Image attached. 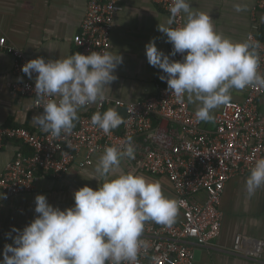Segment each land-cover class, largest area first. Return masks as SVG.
I'll list each match as a JSON object with an SVG mask.
<instances>
[{"label": "clouds", "instance_id": "9594fccd", "mask_svg": "<svg viewBox=\"0 0 264 264\" xmlns=\"http://www.w3.org/2000/svg\"><path fill=\"white\" fill-rule=\"evenodd\" d=\"M235 8L244 10L240 4ZM169 12V26L159 24L158 30L166 34L172 52L165 54L152 39L145 45L147 61L162 70L160 79L177 100L186 96L189 102H198V121L213 120V110L231 101L232 89L264 87L258 42H236L217 32L209 13L193 11L191 0H172ZM181 14L186 15L185 23L171 27ZM177 53L182 60L170 59ZM122 63L123 56L111 51L30 59L22 65L23 73L29 78L36 73L35 95L50 98L33 120L54 137L70 134L79 111L105 99V88L117 79L115 70ZM123 122L114 108L91 116L92 125L105 134ZM125 158H135L131 137L105 148L95 168L104 182L96 189L85 185L75 190L71 207L62 210L38 194L37 215L23 230L14 227V237L8 234L13 243L5 245L0 264H138L139 254L148 247L145 224L172 225L179 203L164 195L160 181L119 171ZM245 186L250 195L264 186V158L255 161Z\"/></svg>", "mask_w": 264, "mask_h": 264}, {"label": "built area", "instance_id": "2783aa9c", "mask_svg": "<svg viewBox=\"0 0 264 264\" xmlns=\"http://www.w3.org/2000/svg\"><path fill=\"white\" fill-rule=\"evenodd\" d=\"M155 1L170 14L172 0ZM120 10V0H88L81 29L73 37L77 52L87 55L91 51H110L113 22ZM255 10L264 12V0L256 1ZM183 23L181 14L173 27ZM248 38L260 45L259 71L264 74V25L260 33H250ZM0 50L14 57V73L20 79L13 84V90L31 97L34 105L43 109V103L50 98L35 95L36 73L31 78L23 73L22 65L29 61L25 52L5 37H0ZM176 57L183 59L179 53ZM243 90V101L231 100L209 122L198 121L187 97L177 100L166 84L158 93L134 102L105 94L104 100L84 108L70 134L62 133L60 137L23 126L0 127V149L7 140L15 139L29 150L18 149L7 163L0 176V193L9 198L32 192L38 172L45 170L54 179L62 178L74 164L91 166L95 153L131 137L135 158H125L130 171L167 176L181 211L170 226L145 224L143 238L148 247L139 254L138 264H196L195 245L209 247L220 236V204L227 182L234 176L250 175L255 161L264 158V87ZM107 106L126 109L124 122L109 134L93 126V114L87 113L91 108L102 111ZM208 123L213 127H207ZM229 252L262 262L264 239L238 234Z\"/></svg>", "mask_w": 264, "mask_h": 264}, {"label": "crops", "instance_id": "0c3cea01", "mask_svg": "<svg viewBox=\"0 0 264 264\" xmlns=\"http://www.w3.org/2000/svg\"><path fill=\"white\" fill-rule=\"evenodd\" d=\"M256 1L191 0V6L193 11L209 13L217 32L233 41L243 42L250 41V33H260L264 25V12L255 10ZM120 3L122 10L114 18L110 51L121 54L123 63L115 70L117 79L105 88V94L134 102L146 95L158 93L167 84L160 79L162 70L148 63L145 45L155 39L157 47L165 54L172 52V44L167 42L166 34L158 30L159 24L169 26L166 22L170 14L155 0H120ZM237 4L244 10L237 12ZM87 8L88 0H0V37L20 47L29 60L37 57H43L46 61L63 59L77 53L73 37L81 29ZM170 59L178 60L176 55H170ZM19 79L14 73V57L0 50V127L23 126L33 132L43 133L44 130L33 120L34 116L43 113V109L37 108L31 97L21 96L13 90V84ZM244 99V90H231V100ZM263 103L264 99H261ZM189 105L193 110L199 107L198 102H189ZM222 106L214 109L212 115L219 112ZM109 108L116 109L121 116L126 114V109L118 106H107L103 112ZM82 111L84 109L79 113ZM207 127L212 128L213 124L208 123ZM25 148L19 140L5 142L0 149V176L16 151H25ZM103 153L94 154L91 166L81 168L79 164H74L59 179H54L48 171L42 170L37 173L32 192L17 194L2 201L0 261L3 260L5 245L13 243L8 235H16L12 229L23 230L37 215L35 197L38 194H44L50 204L63 210L74 205L75 190L85 185L96 189L99 183L104 182L105 177L95 172ZM119 171H130L126 159L121 161ZM137 174L160 181L164 195L177 200L167 176L146 172ZM93 176H97V179ZM248 176H234L227 182L220 204L223 212L220 236L209 247L195 245L196 264H264V254L262 262H255L229 252L238 234L264 239V186L250 195L245 186ZM180 216L179 209L177 218Z\"/></svg>", "mask_w": 264, "mask_h": 264}, {"label": "trees", "instance_id": "16d2710c", "mask_svg": "<svg viewBox=\"0 0 264 264\" xmlns=\"http://www.w3.org/2000/svg\"><path fill=\"white\" fill-rule=\"evenodd\" d=\"M95 112H97V110H96L95 108H91L87 113L94 114ZM99 112L103 113V110H102V111H99ZM82 113H83V111H82L81 113L78 114L79 118L81 117ZM78 120H79V119H78ZM78 120H76V121L74 122V124H76ZM25 151H26V152H29V150H28L27 148H25Z\"/></svg>", "mask_w": 264, "mask_h": 264}]
</instances>
